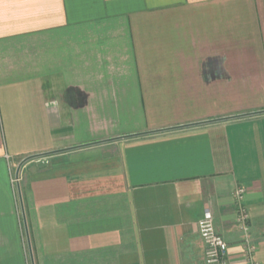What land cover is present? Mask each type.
<instances>
[{"label": "crops", "instance_id": "0c3cea01", "mask_svg": "<svg viewBox=\"0 0 264 264\" xmlns=\"http://www.w3.org/2000/svg\"><path fill=\"white\" fill-rule=\"evenodd\" d=\"M207 211L264 264V0H0V264H207Z\"/></svg>", "mask_w": 264, "mask_h": 264}, {"label": "built area", "instance_id": "2783aa9c", "mask_svg": "<svg viewBox=\"0 0 264 264\" xmlns=\"http://www.w3.org/2000/svg\"><path fill=\"white\" fill-rule=\"evenodd\" d=\"M14 182L18 181V178L14 177ZM245 188L238 187L236 191V199L239 203L237 225L240 229L246 233L249 230L248 218L249 213L246 205L244 204ZM199 232L205 241V258L207 264H227L229 244L224 236L217 230L214 215L211 211H207L204 216L198 222ZM246 257L249 264H260L259 261L253 258V252L255 247L249 243V239L246 238Z\"/></svg>", "mask_w": 264, "mask_h": 264}, {"label": "water", "instance_id": "95a60500", "mask_svg": "<svg viewBox=\"0 0 264 264\" xmlns=\"http://www.w3.org/2000/svg\"><path fill=\"white\" fill-rule=\"evenodd\" d=\"M28 158H29V157H28ZM28 158H26V159H28ZM26 159H25V160H26Z\"/></svg>", "mask_w": 264, "mask_h": 264}]
</instances>
